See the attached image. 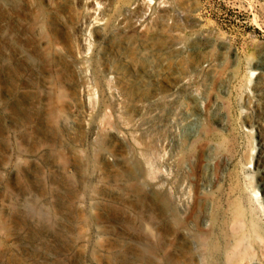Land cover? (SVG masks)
<instances>
[{
    "label": "rangeland",
    "instance_id": "rangeland-1",
    "mask_svg": "<svg viewBox=\"0 0 264 264\" xmlns=\"http://www.w3.org/2000/svg\"><path fill=\"white\" fill-rule=\"evenodd\" d=\"M0 264H264V0H0Z\"/></svg>",
    "mask_w": 264,
    "mask_h": 264
},
{
    "label": "bare ground",
    "instance_id": "bare-ground-1",
    "mask_svg": "<svg viewBox=\"0 0 264 264\" xmlns=\"http://www.w3.org/2000/svg\"><path fill=\"white\" fill-rule=\"evenodd\" d=\"M226 125V124H225ZM248 131H251V129L248 127ZM250 163H252V162H250ZM250 166V165H249ZM33 209V211H37V209L36 208H32ZM43 214V213H42ZM203 238V237H202ZM202 242H204V240L202 241ZM150 256L151 257H154V252L153 251H150Z\"/></svg>",
    "mask_w": 264,
    "mask_h": 264
}]
</instances>
